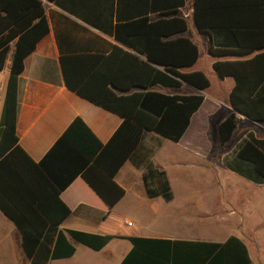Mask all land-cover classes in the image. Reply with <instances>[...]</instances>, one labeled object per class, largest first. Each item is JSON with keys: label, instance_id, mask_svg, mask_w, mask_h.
I'll use <instances>...</instances> for the list:
<instances>
[{"label": "trees", "instance_id": "1", "mask_svg": "<svg viewBox=\"0 0 264 264\" xmlns=\"http://www.w3.org/2000/svg\"><path fill=\"white\" fill-rule=\"evenodd\" d=\"M116 1L118 16L120 5L125 11L129 0ZM147 1L149 10L168 16L150 20L140 15L114 25V38L123 44L132 45L129 38L142 41L143 58L117 46H112L106 55L80 53L59 57L64 86L119 114L120 125L105 143H100L75 117L41 159L34 162L17 143V78L23 58L47 33V23L41 0H0V69L14 41L0 114V211L18 230L20 248L29 264H47L49 260L71 256L74 247L66 235L92 250L102 248L111 235L59 227L69 212L59 199V192L81 174L116 201L123 189L113 176L137 146L143 129L176 142L202 100L198 94L145 91L119 95L113 91L112 88L122 91L156 84L177 87L180 81L199 90L208 86L201 71L181 70L197 59L195 44L183 36L172 37L186 28L182 17L172 15L181 0ZM143 5L145 8L138 13L145 12ZM192 20L198 31L211 35L212 56L237 57L211 64L218 77L230 75L234 79L228 93L232 110L251 121L264 120V0H193ZM255 50L260 51L253 53ZM236 122L230 111L218 123L219 143L229 140ZM226 166L254 183H264V153L250 133ZM142 182L148 197L170 198L164 172L150 163L142 174ZM126 239L130 248L118 264H252L244 245L234 236L223 242L140 236Z\"/></svg>", "mask_w": 264, "mask_h": 264}, {"label": "crops", "instance_id": "2", "mask_svg": "<svg viewBox=\"0 0 264 264\" xmlns=\"http://www.w3.org/2000/svg\"><path fill=\"white\" fill-rule=\"evenodd\" d=\"M57 2L41 0L47 33L23 58L22 70L17 78L15 120L17 143L34 162L41 159L75 117L84 123L100 143H105L122 121L119 114L77 95L64 86L59 57L80 53L106 55L112 50V46H117L123 51L143 58V54H140L143 51L141 40L139 43L136 38H129L132 45H127L114 38L115 23L140 15H146L150 20L168 16L149 10L147 0H129L125 11L120 5L118 16L116 0H57ZM181 2L172 15L182 17L186 28L182 32L173 34L172 37L183 36L195 44L186 35V18L190 16L196 32L206 36L208 40L207 51L210 59L207 65L214 74V81L211 82L196 65L197 48L196 61L181 70L201 71L208 80V86L202 90L183 81H180L181 84L177 87L156 84L147 88L131 86L122 91L112 88L119 95L156 91L167 95L198 94L202 100L190 115L184 132L176 142L143 129L137 146L113 176L115 183L123 189V195L116 201H111L83 175H77L59 192V199L69 210L59 227L99 235H111V239L102 248L94 251L99 254L115 255L117 257L115 264L119 263L130 248V243L126 239L128 236L201 242H223L227 237L234 236L244 245L251 263L256 264L251 248L255 246L259 234L257 231L264 229L262 226L264 225V207L254 205L251 212L260 216L257 217L258 220L257 218L251 219L252 223L246 221L248 218L240 217V222L248 223V226H238L235 229H226L218 233L197 230V225L201 226L207 222L209 216L224 212L219 207L214 210L203 209V206L208 203L203 199L209 194H213V197L223 194L224 198L228 199H230L228 194L241 195L239 205L250 203L251 198L260 194L257 188L264 186V183L252 182L228 169L226 163L233 158L239 143L247 137L248 133L256 141L259 150L264 153V120L251 121L244 114L232 110L228 93L234 84V79L230 75L218 77L211 64L215 60H233L237 57L212 56L209 52L213 40L211 35L198 31L193 23V0L189 2L181 0ZM143 4L146 6L145 12L138 13L139 10L145 8ZM195 46L197 47L196 44ZM13 47L14 41L10 43L0 69V114ZM259 51L255 50L253 53ZM230 111L234 112L237 122L229 140L221 144L217 139L216 128ZM231 138L233 142L230 143ZM161 140L168 142L164 144L171 147L176 146L178 151L186 154V160L183 162L185 172H187L186 168L192 170L193 181L197 186L192 190L181 191L177 197V203L174 201L171 190L168 200L160 195L148 197L142 182V174L148 163L153 168L163 171L166 177L165 160L170 163L171 159L153 158L152 145L154 143L159 145ZM190 171L189 175H191ZM207 175L212 176L210 184ZM219 177H222L225 189H218V186L221 188L218 184ZM227 180H231V184H225ZM209 187L214 188L208 190ZM232 188L236 189L232 190ZM173 203L177 208L172 212ZM219 217L218 219L223 223L227 222V219ZM144 219L146 223L143 222ZM126 222H130V225ZM66 238L74 247L73 254L69 257L49 260L47 264H70L69 260L73 258L75 245L78 242L68 235ZM17 245L20 247V234L13 223L0 211V264H29L21 248L23 256L17 257L13 263L7 259L8 247ZM109 246L112 249L109 250ZM119 246L120 249H118Z\"/></svg>", "mask_w": 264, "mask_h": 264}, {"label": "rangeland", "instance_id": "3", "mask_svg": "<svg viewBox=\"0 0 264 264\" xmlns=\"http://www.w3.org/2000/svg\"><path fill=\"white\" fill-rule=\"evenodd\" d=\"M189 2L190 0H186ZM187 9V7H186ZM187 22V30L186 35L195 42L198 48V60H197V66L198 68L204 72L210 81H214V74L211 71L209 65H207V61L210 59V56L208 54L207 48H208V40L206 36L202 34H198L196 30L194 29L190 16H187L186 18ZM213 86V84H212ZM163 141V142H162ZM233 142V139H230V143ZM165 142L164 140H161L159 145H156L155 143L152 145V150L154 151L153 158L156 157L165 158V159H171V162L169 163L165 159V165L164 170L166 172V177L170 186V190L174 195V201L177 203L178 201V195L183 190H192L194 188H197V186L194 184L193 181V173L192 170L190 171L189 168L185 172L184 167V160H186V154L183 151H178L176 146L171 147ZM163 160V161H164ZM156 164V163H155ZM155 168V167H154ZM158 168V166H157ZM156 169V168H155ZM225 169V168H224ZM226 170V169H225ZM190 174L189 175V172ZM215 176V175H214ZM209 177V175H207ZM218 177V175H217ZM214 180V179H213ZM232 180V179H231ZM230 180V181H231ZM212 181V176L209 177L208 183L210 184ZM229 180L224 182L225 184H231ZM218 184L221 186V188L218 186V189H225L226 187H223L222 177H219ZM194 185V187H193ZM236 185V184H234ZM214 187H209L208 190L212 189ZM231 188V187H229ZM228 188V189H229ZM236 189V188H232ZM260 190V194L255 195L253 198L249 200L250 203H245V205H239V198L241 195L237 196L234 194H228L229 198H224V195L218 194L217 197H213V194H209L206 198L203 199L204 202H208L207 205L203 206V209L208 210H214L217 207L220 209H223L224 212L222 214H216L209 216V220L202 224L201 226L197 225V230L207 232V233H218V232H224L226 229H235L238 226H248V223H241V216L246 217V221H249L252 223L251 219L257 218L260 215H256L252 213V208L254 205H259L260 207H264V186H261L260 188H257ZM219 192V190H218ZM247 202V201H246ZM176 204H172V212L173 210L176 211L177 206ZM219 218H225L227 219V222L223 223L218 219ZM258 220V218L256 219ZM144 223H146V220H143ZM264 227V225H262ZM259 234L257 235V240L255 242V246L253 245L251 248V254L254 256V261L256 264H264V229L258 230ZM121 247L119 246L118 249ZM108 249H112L111 246L108 247ZM115 253V252H114ZM23 256L22 252L20 250V247L17 246H11L8 247V255L7 259L13 263L17 257ZM115 255H109V254H103V253H96V251L91 250L90 248H87L86 246H83L81 244L75 245V253L73 258L69 260L70 264H115L116 260Z\"/></svg>", "mask_w": 264, "mask_h": 264}, {"label": "built area", "instance_id": "4", "mask_svg": "<svg viewBox=\"0 0 264 264\" xmlns=\"http://www.w3.org/2000/svg\"><path fill=\"white\" fill-rule=\"evenodd\" d=\"M127 225H130V222H126Z\"/></svg>", "mask_w": 264, "mask_h": 264}]
</instances>
